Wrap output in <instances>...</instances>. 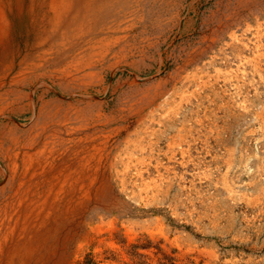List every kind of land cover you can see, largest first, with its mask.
Masks as SVG:
<instances>
[{
  "label": "bare ground",
  "instance_id": "bare-ground-1",
  "mask_svg": "<svg viewBox=\"0 0 264 264\" xmlns=\"http://www.w3.org/2000/svg\"><path fill=\"white\" fill-rule=\"evenodd\" d=\"M186 3L0 0V264H111L123 237L179 244L162 223L140 239L105 217L171 187V164L187 154L186 105L264 55V0H216L202 16L201 0ZM239 47L231 71L207 70L210 51Z\"/></svg>",
  "mask_w": 264,
  "mask_h": 264
},
{
  "label": "rangeland",
  "instance_id": "rangeland-1",
  "mask_svg": "<svg viewBox=\"0 0 264 264\" xmlns=\"http://www.w3.org/2000/svg\"><path fill=\"white\" fill-rule=\"evenodd\" d=\"M192 1L188 0L186 3L187 10L190 9L189 4ZM215 1L201 0L200 15L202 16L205 10L214 7L212 3ZM184 16H187V11ZM183 40L179 37L172 38L170 40L172 44L165 46L166 54H171ZM219 49L210 51L216 54V61L208 62L207 70L211 69V72L217 71L213 65L219 66L220 64L225 73L228 70L231 71L238 64L239 57L245 54L244 50H247L246 47ZM233 58L236 60L234 63H232ZM263 71L264 55L259 62L249 64L245 74H241L239 78L225 79L222 77L217 83L206 86L196 94L197 96L194 95L183 111V121L188 132L185 146L188 158L185 157L183 162L179 160L171 164L173 177L171 187H166L158 196L159 198L151 199V201L140 198L122 200L121 204L114 209V213L110 212L105 217L107 221L110 217L118 216L124 224L134 225L140 239L144 234V228L153 227L156 222L162 223L165 236L171 235L170 238H177L179 244L166 241L163 235L144 242H130L128 238L123 237L120 258L118 260L113 258L111 264L113 261L119 264H151V262L153 264H205V262L207 264H264ZM111 77L112 74L108 76V79ZM174 130L175 125L170 126V133ZM206 175H209V178ZM111 257L109 256L108 259ZM87 264H93V262L89 260Z\"/></svg>",
  "mask_w": 264,
  "mask_h": 264
}]
</instances>
